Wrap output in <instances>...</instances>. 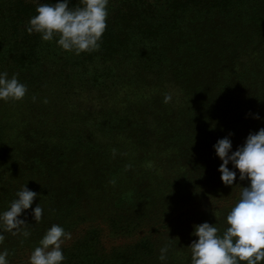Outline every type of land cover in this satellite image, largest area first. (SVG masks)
Instances as JSON below:
<instances>
[{
	"label": "trees",
	"instance_id": "obj_1",
	"mask_svg": "<svg viewBox=\"0 0 264 264\" xmlns=\"http://www.w3.org/2000/svg\"><path fill=\"white\" fill-rule=\"evenodd\" d=\"M35 8L0 0V71L28 88L0 101V211L26 184L44 213L36 223L25 210L31 235L5 232L0 250L33 248L52 224L87 220L129 236L154 210L222 188L213 145L231 133L234 151L264 128V0H109L100 48L79 55L26 31ZM170 90L179 99L166 104ZM99 120L109 134L88 139L83 124ZM97 234L63 249V264L153 255L145 238L97 256ZM190 244L179 243L177 263L190 264Z\"/></svg>",
	"mask_w": 264,
	"mask_h": 264
},
{
	"label": "clouds",
	"instance_id": "obj_2",
	"mask_svg": "<svg viewBox=\"0 0 264 264\" xmlns=\"http://www.w3.org/2000/svg\"><path fill=\"white\" fill-rule=\"evenodd\" d=\"M34 3L35 14L26 24L29 34L37 33L42 41H55L62 50L77 55L100 48L107 27L109 0H79L75 6L72 0H34ZM27 92V85L19 80L18 74L10 76L7 71H0V101H20ZM171 101L172 95L165 94L163 102ZM253 118L262 119L259 114ZM231 135L213 145L221 161L217 169L220 179L225 186H232L238 170L239 180H247L248 184L240 186L239 198L227 211L223 228L208 222L193 226L192 235L197 239L187 247L190 264H264V128L250 132L234 151ZM38 195L24 184L8 207L0 211V243L5 232L24 238L31 235L29 224L21 216L31 208L32 219L36 223L41 221L44 209L40 203L32 208ZM69 239L71 233L61 225L52 224L32 249L28 264H63L62 246ZM168 251L167 245L161 247L160 261H166ZM8 255L7 249L0 250V264H9Z\"/></svg>",
	"mask_w": 264,
	"mask_h": 264
},
{
	"label": "rangeland",
	"instance_id": "obj_3",
	"mask_svg": "<svg viewBox=\"0 0 264 264\" xmlns=\"http://www.w3.org/2000/svg\"><path fill=\"white\" fill-rule=\"evenodd\" d=\"M170 94L174 101L179 99L176 90H170ZM85 107H88V105ZM0 114H3V112L0 111ZM100 121L103 122V120H99L83 124L84 128L89 130L88 139H105L109 134L108 125L106 123L101 124ZM247 184V180L240 181L238 178V181L232 186L222 185L221 189L213 193L206 190L202 198L195 202L199 204H189L190 202L182 200L183 204H172L154 210L149 218L145 217L142 220L145 221L146 225L129 236L113 235L110 231L111 228L103 220H87L82 224L66 229L67 232L71 233V239L66 240L62 247L63 249L73 247L77 241L84 240L92 230H95L98 234L96 237L91 238L89 242L92 245L91 251L94 252L92 254L97 256L103 255V253L111 255L113 251L121 250L125 246L148 238L152 241L153 255L145 264H181L176 262L177 254H175V251L179 243L190 244L196 239L192 235L193 226L203 222L213 224L224 220L227 211L239 198L240 186L246 187ZM165 245L168 246L169 251L166 261L162 262L159 260L160 249ZM17 247L13 249V254L11 251L7 257L9 264H28V257L34 247L30 248L22 245Z\"/></svg>",
	"mask_w": 264,
	"mask_h": 264
}]
</instances>
